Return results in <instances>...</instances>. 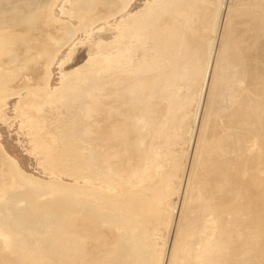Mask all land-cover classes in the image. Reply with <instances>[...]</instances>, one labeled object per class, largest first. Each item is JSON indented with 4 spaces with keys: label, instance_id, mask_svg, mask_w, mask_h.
<instances>
[{
    "label": "bare ground",
    "instance_id": "obj_1",
    "mask_svg": "<svg viewBox=\"0 0 264 264\" xmlns=\"http://www.w3.org/2000/svg\"><path fill=\"white\" fill-rule=\"evenodd\" d=\"M58 1L59 0H0V111L2 108H4L6 100L8 98L12 96H17L19 100L16 105V111L20 115H22V119L24 118L23 120L25 121L26 124L27 118H30V120L33 118L31 113L33 102L37 100H41L42 103H44V100H47L48 98L50 99V101H53V103L55 104L61 103L62 106L65 108L66 112H68V115L65 116L64 118L65 120L64 124L61 125V127L58 128L57 131H55L56 134L53 135V137L51 136L52 138H50L53 143L52 149H54L55 151L58 150L60 152L56 154H50L52 150L50 149V147H48L49 146L48 143H46V141L42 139L43 136L41 138V134H39L40 132L36 131L38 130V128L43 129L45 127V122L42 119L41 121L39 120V122L36 121L35 123H33L35 120L32 119L34 121L30 123L29 127L31 126L33 127L34 125V129L32 130L35 131V140L32 143L34 147L33 145L32 147L40 151L39 152L41 154L40 156L45 159L46 167L48 170L53 172L52 167L55 165V169H56L58 166L56 163H58L59 160L61 161L65 160L66 162H69L74 166L72 170L70 169L68 171V175L71 176L74 181L76 182L86 181L88 179H93V178H96V180L89 182L87 187L79 188V189L78 188L76 189L75 187L74 190H72L71 192L70 190L63 188L56 183H47V186L48 187L50 186L55 191H57L58 195L49 197L46 196L44 193L43 194L44 196L42 197L40 193V189L43 186V184L21 173L16 163L5 153L4 149L0 145V203L2 202L6 203L5 206L0 207V264H158L160 260L159 259L160 254L157 251V249L154 248V245H156L155 242V236H157L156 232H158V234H161V231L159 233L158 229L160 228L164 229V227H161L162 225H166L165 227H167L168 226L167 222L171 223V221H173L167 217V215L171 214L168 213L167 210L165 209L168 205L166 206L164 204L165 206L164 207L163 203L166 202L167 200L168 201L170 200V198L168 199L170 194L177 195V192L179 190L175 188L173 189L174 186H170L172 184V181L170 180L173 176L172 175L173 172L170 170H166L163 173V175L160 177V180L157 179L159 180L158 181L159 185L157 184L158 186L152 185L153 183L151 184L148 181L150 179L151 173L157 172L156 170L157 166H159V164L161 166L162 165L166 166L167 161L164 154L158 155L156 153L158 147L153 145V138L157 133L156 131L157 126L154 125L155 123L152 124L147 118L141 115L142 113H140L137 110L138 105H142V103L146 104V102L144 101H142L141 103V99L138 97L137 88H139V85L142 82V80L149 79L151 82L152 80L154 81V79H152L153 77L149 78L151 76H148L150 72L152 73L157 70L162 71V69L165 68L164 58L167 56H165L166 48L164 47L165 46L164 41L162 40L161 37L162 33H164L165 36L168 37L169 39L171 38L175 39L176 41L175 44H177L176 52L179 53L177 54L179 55L180 65H177L175 67H173L174 65H172L174 71L173 75L170 74V77H167L166 81L160 84L161 91L169 90L173 92L171 96L169 95L170 96L169 100L172 99L170 101L173 102L170 103L167 102L166 100V104L163 105L162 107H159L156 110V112L160 113L161 115L162 114L164 115L166 113L170 114L171 111L174 112V110H177L178 113H180L187 104L185 102V99L187 98L186 96L190 90L192 91L196 90L200 97L201 95H204L203 98L206 97L207 94L206 92L208 91V86L210 83V79L212 77L211 75L213 73L212 72L213 69L212 71L210 70L209 73V69H210L209 65H210L211 51H213L211 48L214 42L209 41L210 42L209 43L207 39L206 42L208 44H205L201 42L204 35L199 34L195 38L191 37L190 35V33L192 32V28L189 23V20L191 18L189 14V10L191 11L193 2L195 0H154L151 3H147L142 10L136 12L132 16L121 19L116 24L115 27L116 34L113 37L112 41L109 42L108 44H102L101 47L99 48L100 51L99 56L96 59L88 60L84 64V66L81 68L80 73L79 72L76 73L77 75H79V77L73 78L68 82L65 81L62 91H59L57 93V96L56 95L54 96L52 94L50 95L48 94L47 84L49 80V69L54 61L56 50L61 46L67 44L71 40L74 34L72 31L73 28H71L68 24H62L60 22H57V20H55L53 14V8ZM72 1H73L72 4L73 7L71 6V10L73 11V13L72 15L69 16L77 19V21L82 25V31L87 33V31L92 26H94V24L97 21L109 20L110 18H113L114 15L112 14L108 15V12L111 11L113 8L115 9V7H117L118 11L115 10L117 12L113 10L116 14L125 12V10L129 7L132 0H72ZM203 1L204 0L201 1L199 0V2L201 3ZM212 2L214 3L215 8L213 7V11L209 14V17L206 18V20H204L205 23L203 24V28L204 27L207 28L209 32L210 30H212L213 34H215L214 32L216 29L217 18L220 15L222 1L213 0ZM89 12H92V14L89 17L88 16L86 17V14ZM61 13L62 15L67 14L64 11V9L63 10L61 9ZM65 32H70V33L64 35L63 33ZM221 33L223 32L221 31ZM207 35L211 36L210 34ZM59 41L61 42L63 41V42L60 43ZM215 46L218 45L216 44ZM169 49H173V48H169ZM216 49L217 48H215V50ZM188 52H191V54L193 55L192 62L189 63H188V59L186 58L187 54H189ZM250 55L252 56V54ZM247 58H249V56ZM214 59H216V57ZM254 62L256 61H253V63ZM257 62H259V60ZM192 63L194 64L193 66ZM255 70H259L258 71L259 73L261 70L260 66L259 69L256 68ZM157 72L156 74H158ZM163 72L164 71H162V73ZM146 74L148 77H145L144 79L143 76ZM206 75H208V77ZM216 75L218 74L216 73ZM216 82L217 81H215V83ZM96 83H97V87H102L103 89L100 96L101 98L99 100V105H100L99 121L98 124L94 126L95 127L94 129L90 127L89 129L90 132L88 131V136L86 135L85 138H83L81 136V132L77 130L78 127L76 122L80 118L87 115L88 99L90 100L93 84ZM222 84L224 86V83ZM204 86H207L206 88L207 91L205 90V93L203 92L202 94V90ZM22 91H24L25 93L23 97H21L20 94ZM116 93L118 94L117 97L116 98L112 97L113 94ZM103 96H106V98L105 99L102 98ZM199 96L197 95L198 98H200ZM259 100H257L256 102H258ZM203 102H205V100ZM38 103L40 104L41 102ZM80 103H81V107L79 105ZM160 104L162 103L160 102ZM262 104L264 103L262 102ZM105 106H109V110L114 107L115 111H118V114L116 115V113L115 114L108 113L105 110ZM195 106L197 107V105ZM202 107L203 106H201V108ZM124 108L130 112V116L127 119L122 114V111L120 112V110H123ZM242 109L244 108H241V110ZM203 110L200 112L202 113ZM195 111L197 110H194V112ZM241 112L239 113L243 115V113ZM234 113L232 112L233 115ZM195 118H194V122H195ZM236 118L239 119V117ZM209 120L211 121V119ZM226 120H228L227 115H226ZM252 120L254 121V119ZM247 121L248 120H246V122ZM124 122L127 124L126 129L120 128L121 126H124L123 125ZM258 123L260 124V122ZM199 124L201 125V123ZM167 125L165 126L166 129H167ZM206 126L204 125V127ZM257 126L258 125L255 124V127ZM200 127H198L197 131L199 130ZM214 130L212 129V131ZM123 131L133 133L131 150L127 151L128 155L126 156L125 159L121 161L120 164H117L116 163L117 161L113 162V164H117L115 170L110 169L108 173L107 172L105 173L104 168H106V166L108 165L107 161H109V156L112 155L109 153L110 149L114 147L115 145L114 140L116 138H119L120 135L124 133ZM200 131H202V129ZM169 132H168L169 133L168 137L165 138L166 140L165 141L163 140L164 142H166L167 140L170 142L169 140L170 138L171 139L175 138L174 132L171 131ZM192 132L190 133V137L188 141L191 140ZM45 137H48V135ZM253 137L254 136H252L251 138ZM195 140L193 139V141ZM260 145H262V143H260ZM260 145L258 144V146ZM169 146H172V143H170ZM191 146L194 148L197 145L195 144V146L194 145ZM217 148L218 147H216V149ZM243 148L245 149V147ZM165 150L167 151V149L164 148V151ZM166 151L165 153H168ZM215 152L217 151L215 150ZM227 156L228 154L224 156L223 153V157H227ZM203 159L204 158H202L201 160ZM219 159H223V158H219ZM237 160H239V158ZM245 160L244 162L247 164L248 161L246 162ZM228 162H230V160H228ZM244 162H241V164H243ZM184 163L186 165V162ZM235 163L237 164V161ZM245 163L243 164V166L245 165L244 169L246 167ZM230 164L231 166L233 165V163ZM180 165L179 164L177 165L174 162L170 164L171 169L173 171H175L177 166ZM218 165L221 164L219 163L216 166ZM251 166H253V164ZM181 167L182 166L178 167L179 169L177 168L178 171L180 170ZM234 169L236 168L234 167ZM234 169L233 171H236ZM249 170H250V166H249ZM229 171L231 172L232 170ZM229 171H227L228 175H229ZM96 172H98L99 174L96 175ZM244 173H242L240 176H244L245 175ZM174 174L176 173L174 172ZM249 174L252 178L251 174L253 173L249 172ZM191 175H193V173ZM255 176L257 175L255 174ZM255 176L253 174V178H255ZM222 179L223 178H221V181H223ZM247 179H249L250 181V178ZM256 179L255 180L252 179V180L257 181ZM109 180L112 181V184ZM172 180H174V178H172ZM176 180L178 181V179L175 178V181ZM259 180H260L259 187L263 192L262 195H264L263 174L260 175ZM155 183L156 182H154V184ZM175 183L177 184V182ZM214 184L216 187V189L214 190H216L215 193H217L218 190L217 188H219L220 186L218 185V183L217 185L219 187L216 185V183ZM214 184L212 182V185ZM221 184H223V182ZM244 184H246V182L245 183L243 182V185ZM225 185L227 186V184ZM250 185H254L253 189L255 186L258 188V184L257 185L250 184ZM220 188L218 191H220L221 193ZM259 190L257 189L255 192L257 191L260 192ZM258 192L256 196H258L259 194ZM173 195L170 197L173 198ZM218 195L221 196L220 194ZM227 198L230 199V197ZM260 198L262 199L263 196H261ZM176 200L178 201V199ZM228 202H231V200ZM262 204L263 203H261V205ZM169 207H171V205ZM178 207L180 208V204ZM258 208H260L259 205ZM162 211L163 212L165 211V214L163 215H166L165 216V218L167 219L166 222L164 221L162 222L160 219V217L162 216L161 214L163 213ZM166 212L168 214H166ZM186 212L188 213V210ZM186 212L184 213L182 212V215L184 214L183 215L184 217H182V215L177 216V221L179 217L180 219L181 217L182 219L185 218ZM173 213L174 212H172V214ZM258 218L262 219L260 217ZM183 222L184 221L182 220V223ZM188 222L190 221H187V223ZM187 223H185L186 227L191 224V222L190 224ZM175 224H177V222ZM169 228L170 227H168V229ZM181 231L179 230V232ZM186 231L187 229H185V232ZM185 232L181 234H185ZM173 233L174 232H172V234ZM200 233H202V231ZM178 235H177L178 237L177 241H179V237H180ZM252 235L253 233H251V236ZM187 236L188 235H186V237ZM255 237L257 238V236H253V238ZM208 238L206 240H208ZM181 239L180 241L181 243H183L184 241L182 240L184 239L182 240ZM158 241H160V239H158ZM205 242L206 241L204 240L202 243L205 244ZM177 243L179 244V242ZM223 243L226 244L225 242ZM223 243H221V245ZM174 246L176 247V245ZM223 247L224 246H222V250L224 249ZM178 249L179 248H177L176 250L177 252ZM231 249H233V247ZM175 250H173V252ZM180 250H182V246L180 247ZM196 252L197 251L194 252L195 256L200 253L199 252L198 254H196ZM221 252L219 253L221 254ZM223 252L225 251L223 250ZM179 253L181 254V251ZM206 255H208V253L203 255L204 257L203 259H205ZM201 256L199 254L200 258H202ZM196 257H194V259ZM199 257L196 259H199ZM178 261L179 260L174 261L176 262L174 264H179ZM184 262L189 263L187 262V260L185 261L182 260V262L180 261L181 264H183ZM164 264L166 263L164 262Z\"/></svg>",
    "mask_w": 264,
    "mask_h": 264
},
{
    "label": "rangeland",
    "instance_id": "obj_2",
    "mask_svg": "<svg viewBox=\"0 0 264 264\" xmlns=\"http://www.w3.org/2000/svg\"><path fill=\"white\" fill-rule=\"evenodd\" d=\"M152 1H154V0H132L129 7L125 10V12L118 13V14L115 13L118 11L117 7H115V9L113 8L111 11H109L110 13L108 12V15L109 14L114 15L113 18H110L109 20L97 21L99 23L96 22L94 24V26H92L86 33L84 31H82L81 23H79L77 21V19L69 16V15H72V13H73V11L71 10V6L73 4V1L72 0H59L53 8V14H54L55 20H57V22H60L62 24H68L71 28H73L72 31L74 34H73V37L71 38V40L67 44H65L64 46H61L60 48H58L56 50L54 61H53L52 65L49 69V80H48V84H47L48 94H50V95L52 94L54 96L55 95L57 96V93L59 91H62L65 81L68 82L69 80H72L73 78L79 77V75H77L76 73H78V72L80 73L81 68L84 66V64L88 60L96 59L99 56V53H100L99 48L101 47V45L102 44H108L109 42L112 41L113 37L116 34V32H115L116 31L115 30L116 24L121 19L130 17L133 14H135L136 12L142 10L147 3H151ZM212 1L213 0H204L201 3V2H199V0H197V1L195 0L193 2L191 11L189 10V14L191 17L189 20V23H190V26L192 28V32H191L192 34L190 33L191 37L195 38L199 34H202L204 36H203L201 42L208 44L206 42V40L208 39L207 41L208 42L209 41L214 42L213 46L215 48H217L216 50L213 46L211 48L213 51H211V56H210L209 73H210V70L212 71V69H213V71H212L213 73L211 75L212 77L210 79L208 91L206 90L207 86H204L203 90H202V94H203V92L205 93V90L207 91L206 97L203 98L204 95H201V97H200L196 90H193V91L190 90L186 96L187 98L185 99V102L187 104L185 105V108L182 109V111L180 113H178L177 110H174V112L171 111L170 114L166 113L164 115L163 114L161 115L160 113L156 112V110L159 107H162L163 105L166 104V100H167V102H170V103L173 102V101H170L172 99L169 100V98H170L171 94H173V92H171L169 90L168 91H161L160 90L161 89L160 84L162 82L166 81L167 77H170V74L173 75V72H174L173 67L180 65V60H179V55H178L179 53L176 52V50H177V44H175L176 41H175V39H172V38H171L172 40L169 39L168 37L165 36L164 33H162V36H161L162 40L164 41V45H165L164 47L166 48L165 56H167L164 58V63H165L164 67L165 68L162 69V71H164L163 72L164 74L160 70H157L158 72L154 71L155 74H154V72H152V73L150 72V74L148 76H151L149 78L153 77L152 79H154V81L151 79L152 82L149 79L148 80L145 79V77H148L147 74L144 75L143 77L145 80H142V82L139 85V88H137L138 89V97L141 99V103H142V101L146 102V104L142 103L143 106L138 105L137 110L140 113H142L141 114L142 116L147 118L152 124L155 123L154 125L157 126L156 127V131H157L156 135L157 136L155 135L153 138V145L158 147V150L156 151V153L158 155L164 154V156L166 157V161H167L166 166H163V165L161 166L160 164H159V166H157V168H156L157 172L151 173L150 179L148 181L151 184L153 183L152 185H157L158 181L160 180V177L163 175V173L166 170H170L173 172L172 178H174V180H172V178H171L170 181H172V184L170 186H174L173 189L174 188L178 189L179 194H181V195H179L178 192H177V195L172 194L173 198L170 197V196H172L170 194V196L168 197V199L170 198V200L169 201L167 200L166 202L163 203V206H164V204L166 206L168 205L165 209L167 210L168 213H171V214H169L170 217H169V215H167V217L173 221H171V223L167 222V225H168L167 227H165L166 225H162L161 227H164V229H161L159 227L160 229H158V230H159V233L161 231V234H158V232H156V234H157V236H155L156 245H154V248H156L160 254V256H159L160 260H159L158 264H161V263L164 264V262L166 264H169V263L174 264V263H176L174 261H177V260H179L178 261L179 264H181L180 261L182 262V260H184V261L187 260V262H189V263L184 262L183 264H190V262H191V264H207V263L208 264H242V263L243 264H264V220H263V218H264V195H262L263 192L261 191V188L259 187L260 186V180H259L260 175L261 174L264 175V142H263V140H264V125H263L264 124V104H262V102L264 103V66H263L264 65L263 64L264 63V0H221L222 1V7H221L220 15L217 18L216 29L214 32L215 34H213L212 30H210V32H209L207 30V28H205V27L203 28V24L205 23L204 20H206V18L209 17V14L213 11L214 3ZM69 3H70V5H69ZM217 4H218V2H217ZM61 9L62 10L64 9V11L67 14L62 15ZM113 10L114 11L117 10V11L114 12ZM91 14H92V12L87 13L86 17L87 16L89 17ZM240 22H241V24H240ZM217 25L220 27H218ZM220 30L223 33H221ZM69 33L70 32H65L63 34L67 35ZM194 33H195V35H194ZM207 34H210L211 36H209ZM218 35L221 37H219ZM257 36H259V37H257ZM219 38H220V41H219ZM59 42L62 43L63 41L62 42L59 41ZM215 42L218 46H215L216 45ZM169 45H171V46H169ZM169 48H173V49H169ZM188 53L189 54H187L186 58L188 59V63H189V62H192V56L193 55L191 54V52H188ZM213 53H214V55H213ZM250 54H252V56L255 58H253ZM246 55H248L249 58H247L248 56H246ZM215 57H216V59H214ZM256 57H257V59H256ZM258 60H259V62H257ZM253 61H256V62H254L256 65L253 63ZM213 62H215L216 65ZM259 64H261V65H259ZM172 65H174V66L172 67ZM193 65L194 64L192 63V66ZM259 66H260L261 70L258 73L259 70H255V69L256 68L259 69ZM252 67L255 69H253ZM156 72L158 74H156ZM215 72L218 75H216ZM249 74H251V75H249ZM206 76L208 77V75H206ZM217 78H218V80H217ZM144 81H145V83H144ZM215 81H217V82L215 83ZM214 83H215V85H214ZM222 83H224V86ZM150 85H151V87H150ZM213 88H215L216 90ZM102 91H103L102 87H97V83L93 84V88L91 90L90 100L88 99L87 115L80 118L76 122L77 127H78L77 130L81 132V136L83 138H85L86 135L88 136V131H89L90 127H92L94 129L95 128L94 126L98 124L99 108H100L99 100L101 98L100 96H101ZM145 91H147V92H145ZM165 93H166V95H165ZM20 94H21V97H23L25 95L24 91H22ZM117 95H118L117 93L113 94L112 97L116 98ZM197 95L200 98H198ZM102 98L105 99L106 96H103ZM18 100L19 99L17 96H12V97L8 98L6 100L4 108H2L0 111V145L4 149L5 153L16 163V165L19 168V170L21 171V173H23L27 177L32 178L34 180H37L43 184V186L40 189V193H41L42 197L44 196L43 195L44 193L46 196H49V197H52L54 195H58V192L55 191L52 187H50V186L48 187L47 183H56V184L60 185L61 187L65 188L67 190H70V192H71L72 190H74L75 187H76V189L77 188L78 189L84 188V187H87L89 182L95 181L96 178L88 179L86 181H77V182L74 181L73 178L68 175V171L70 169L72 170L74 168V166L72 164H70L69 162H66L65 160L64 161L59 160L58 163H56L58 165L57 168L55 169V165L52 167L53 172L48 170L46 167L45 159L40 156L41 155L39 153L40 151L33 148L34 145L32 143L35 140V131L32 129H34V125H33V127L32 126L29 127V126H30V123L33 122L34 120L35 121L33 123H35L36 121L39 122V120L41 121V119H42L45 122V127L43 129L38 128V130H36V131H39L40 132L39 134H41V138L43 136L42 139H44L46 141V143H48V145H49L48 147H50V149L52 150L51 151L52 153L50 152V154H56V153L60 152L58 150L55 151L54 149H52L53 143H52L50 138H52L53 135L56 134L55 131H57V129L60 128L61 125L64 124V121H65L64 118H65V116L68 115V112H66V110L62 106V104L61 103L55 104V103H53V101H50V99H48V98H47V100H44V103H42L41 100H37V101L33 102V107L31 109V113L33 116L32 119H34V120H32V119L30 120V118H27V123L25 124V121L23 120L24 118L22 119V115H20L16 111V105L18 103ZM147 100H149V101H147ZM192 100H193V103H192ZM197 100H198V102H197ZM204 100H205V102H203ZM225 100H227V101H225ZM257 100H259V101L256 102ZM38 102H41V103L39 104ZM160 102L162 104H160ZM201 102L204 104H202ZM241 102H242V104H241ZM79 105L81 107V103ZM179 105H181V104H179ZM195 105H197V107ZM237 105H240V106H237ZM201 106H203V107L201 108ZM211 107H212V109H211ZM235 107H237V108H235ZM241 108H244V109L241 110ZM258 108H260V109H258ZM105 110L110 114H112V113L113 114L116 113V115L118 114V111H115L114 107L109 110V106H105ZM194 110H197V111H195L196 114H195ZM202 110H203V112H202L203 114L200 112ZM121 111H122V114L125 116L126 119L129 118L130 112L127 109L124 108L123 110H120V112ZM241 111H243V112H241ZM232 112L233 113L236 112L237 114L234 113V115H233ZM239 112L243 113V115L240 114ZM198 113L201 115H199ZM226 115H227L228 120H226ZM252 115H254V116H252ZM257 116H259V117H257ZM236 117H239V119ZM241 117H243L244 119ZM194 118H195V122H194ZM171 119H172V121H171ZM209 119H211V121ZM252 119H254V121ZM199 120H201V121H199ZM234 120H236V121H234ZM246 120H248L249 122L248 121L246 122ZM207 121H209V122H207ZM21 122H24V123H21ZM230 122L235 124V125L231 124ZM258 122H260V124ZM167 123H168V125H167ZM199 123H201V125ZM195 124L197 127L195 126ZM206 124H207V126H206ZM208 124H210V125H208ZM255 124L258 126L255 127ZM123 125L124 126H121L120 128L126 129L127 124L124 122ZM166 125H167V129L165 128ZM204 125L206 127H204ZM198 127H200L198 130L199 132L197 131ZM234 127H236V128H234ZM239 127H241V128H239ZM260 127H262V128H260ZM163 129H164V131H163ZM201 129H202V131H200ZM212 129L213 130L215 129V130L212 131ZM259 129H260V131H259ZM195 130H196V132H195ZM205 130H208V131H205ZM169 131L174 132V134H175L174 139L175 140L170 138L169 139L170 142L168 140L166 142H164L166 140L165 138H167L169 133H170ZM123 132L124 133L121 134L119 138H116L114 140L115 145H114V147H112V149H110L109 153L112 155L109 156V161H107L108 165L106 166V168H104L105 173L106 172L108 173L110 171V169L115 170L116 165L120 164L121 161L123 159H125L126 156L128 155L127 151L131 150L133 133H131V132L129 133L127 131H123ZM191 132H192V137H191L192 142H191V140L188 141ZM195 133H197V134H195ZM47 135H48V137H45ZM159 135L161 136V138ZM250 135L254 136L255 139H254V137L251 138L252 136H250ZM256 136H257V138H256ZM202 137H203V140H202ZM176 138H178V139H176ZM192 138L194 140L195 139L196 140L193 141ZM178 140H179V142H178ZM193 142L197 146H195V144ZM170 143H172V146H169ZM257 143L259 145H260V143H262V145L258 146ZM32 145H33V147H32ZM191 145H194L195 147L193 148ZM159 147H162V148H159ZM216 147H218V148L216 149ZM243 147H245V149ZM164 148L167 149V151L166 150L165 151L168 153H165ZM215 150L217 152H215ZM198 151H200V152H198ZM222 152L224 153V156H226V154H228V156L223 157ZM239 152H240V154H239ZM192 155H194V156H192ZM230 155H232V156H230ZM237 155H239L241 158ZM234 156H235V159H234ZM202 158H204V159L201 160ZM219 158H223L224 160L219 159ZM238 158H239V160H237ZM180 159H182V160H180ZM243 159L244 160L246 159L245 160L246 162L248 161L247 164L250 166V170H249V166L244 162ZM228 160H230V162H228ZM234 160H235V162L237 161V164L234 162ZM114 161H117L116 162L117 164H113ZM170 162L171 163L174 162L177 165L181 164L180 166H182V167L179 170L180 172L178 171V169H179L178 167H180V166H177L178 169L176 168L177 170L175 169V171H173L171 169V166H170L171 163ZM181 162H183V163H181ZM184 162H186V165ZM218 162L221 165L216 166L217 164H219ZM241 162H244L246 164V167H245L246 170L244 169L245 165L243 166L244 163L241 164ZM230 163H233L234 166L233 165L231 166ZM190 164H191V166H190ZM205 164H206V166H205ZM209 164H212V165H209ZM252 164H253V166H251ZM213 166H215V167H213ZM230 166L233 169L235 167L236 169H234V170H236V171H233V169H231ZM187 167H188V169H187ZM183 168H184V170H183ZM239 169H240V171L242 170L241 173H240ZM46 170H47V172H46ZM189 170L191 173L189 172ZM229 170H232V171L230 172ZM243 170L245 173L243 172ZM260 170H262V171H260ZM210 171H212V172H210ZM227 171H229V175H228ZM174 172L176 174H174ZM247 172H248V174H247ZM249 172L253 173L254 176H255V174L257 176H255V178H253V174H251L252 175V178H251ZM99 173H100V171H99ZM99 173L96 172V175H98ZM178 173H181V174H178ZM192 173H193V175H191ZM242 173H244L245 175L240 176ZM49 174H51V175H49ZM186 174L187 175L189 174L188 175L189 177ZM246 174H247V177H246ZM208 175H210V176H208ZM248 176H250V177H248ZM181 177H182V179H181ZM191 177H192V180H191ZM256 177H257V179H256ZM175 178L178 179V181L177 180L175 181ZM186 178L188 179V181ZM221 178H223L222 179L223 181H221ZM247 178H250V181ZM157 179H159V180H157ZM252 179L253 180L256 179L257 181H253ZM217 181H219V182H217ZM110 182L112 184V181H110ZM154 182H156V183L154 184ZM175 182H177V184ZM186 182H188V183H186ZM212 182H213V184L216 183V185L218 183V185L220 187L222 186L221 188H223V189H221L217 185L220 188L221 193H220V191H218L219 188H217L218 189L217 193H215L216 190H214V189H216V187H215V184L212 185ZM222 182H223V184H221ZM243 182L244 183L246 182V184H244L245 186L243 185ZM235 183H237V184H235ZM249 183L250 184H256V185L258 184V188L255 186L256 188L254 187V189H253L254 185H250ZM225 184H227V186ZM183 185H185V186H183ZM184 187H186V188H184ZM225 187H226V189H225ZM259 188H260V190H259ZM255 189L256 190L258 189L260 191V192L257 191L259 194L261 192L262 193L260 195L258 194V196H256L257 192H255L256 191ZM251 190H252V192H251ZM106 192H108V191H106ZM234 192H236L237 194ZM218 194H220L221 196H219ZM223 194H225V195H223ZM261 196H263L262 199L260 198ZM217 197H219L220 199ZM227 197H230V199ZM241 198H243V199H241ZM176 199H178V201ZM190 200L193 203H191ZM227 200L228 201L231 200L232 203L228 202ZM257 203H259V204H257ZM261 203H263V204L261 205ZM179 204H180V208L178 207ZM5 205H6L5 202L0 203V207L5 206ZM170 205L172 207V210H171V207H169ZM173 205L175 208L173 207ZM258 205L260 206V208H258ZM188 206H189V208H188ZM186 208H188V209H186ZM243 209H244V211H243ZM185 210L186 211L188 210V213ZM236 210H238V211H236ZM178 211L180 214L178 213ZM209 211H210V213H209ZM225 211L227 214L225 213ZM167 212H166V214H168ZM172 212H174V213L172 214ZM182 212L183 213L186 212L185 218H183V219H182V217H184L183 216L184 214L182 215ZM255 212H257V213H255ZM228 213H229V215H228ZM163 214H165V211L161 214L163 217L161 216L160 219L162 222L163 221L166 222L167 221V219L165 218L166 215H163ZM176 214H178V215H176ZM171 215H172V217H171ZM179 215H182V217H181V219L179 217L180 220L178 219V221H177V216H179ZM217 217H218V219H217ZM258 217H260L262 219H259ZM246 218H247V220H246ZM164 219H166V220H164ZM185 219H187V220H185ZM182 220L184 221L183 223H182ZM187 221H190L191 224H190V222H188L190 225L186 227L185 223H187ZM176 222H177V224H175ZM179 222H180V224H179ZM204 226H205V229H204ZM168 227H170V228L168 229ZM181 227L184 229H182ZM165 228H166V230H165ZM181 229H182V231H181ZM185 229H187L186 232H185ZM250 229H252V230H250ZM179 230L181 232H179ZM193 231H195V232H193ZM201 231H202V233H200ZM168 232H170V233H168ZM172 232H174V233L172 234ZM183 232H185V234H181ZM188 232H189V234H188ZM250 232L253 233L252 236H251ZM237 233H238V235H237ZM178 234H181V235H178ZM227 234H229V235H227ZM177 235L180 236L179 241H177L178 240ZM186 235H188V236L186 237ZM197 235L198 236L200 235L199 236L200 239ZM172 236H174V237H172ZM250 236H251V238H250ZM253 236H257V238L256 237L253 238ZM224 237H226V238H224ZM181 238L184 240H182ZM207 238L210 242L208 240H206ZM158 239H160V241H158ZM180 239L182 241H184L185 243L184 242L181 243ZM203 239L206 241L205 244L202 243L204 241ZM256 240H257V242H256ZM222 241L225 242L226 244H224ZM177 242H179V244ZM164 243H166V244H164ZM208 243H209V246H208ZM221 243H223V244L221 245ZM177 244H178V246H177ZM174 245H176V247L179 248L178 252L176 251L177 248ZM173 246H174V248H173ZM181 246H182L183 251L180 250ZM218 246H219V248L221 247L220 250H219ZM222 246H224L223 250L225 252H223ZM198 247H199V249H198ZM232 247H233V249H231ZM175 248H176V250H175ZM173 250H175V251L173 252ZM201 250H204V251H201ZM180 251H181L182 255L179 253ZM195 251H197L196 254H198L201 251L199 254H200V256L202 255L201 256L202 258H200L199 254H198L196 256H198L199 259H196L198 257H196L194 255ZM202 252H203V254H202ZM219 252H221V254ZM230 252H232V253H230ZM206 253H208V255H206L205 259H203L204 258L203 255ZM173 254H174V256H173ZM228 254H229V256H228ZM260 254H261V256H260ZM262 254H263V256H262ZM177 255H179V256H177ZM225 255H226V257H225ZM180 256H182V257H180ZM193 256L196 258L194 259ZM167 257H168V259H167ZM175 258H177V259H175ZM191 259H192V261H191ZM198 261H199V263H198ZM201 262H203V263H201Z\"/></svg>",
    "mask_w": 264,
    "mask_h": 264
}]
</instances>
